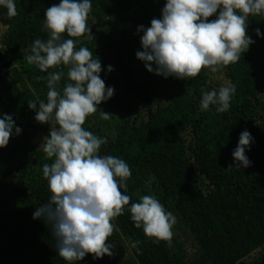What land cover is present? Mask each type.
I'll use <instances>...</instances> for the list:
<instances>
[{"label":"trees","instance_id":"trees-1","mask_svg":"<svg viewBox=\"0 0 264 264\" xmlns=\"http://www.w3.org/2000/svg\"><path fill=\"white\" fill-rule=\"evenodd\" d=\"M60 2L14 0V17L0 6L1 57L17 66L0 78V118L11 115L22 130L0 149V264H264V15L249 16L247 34L254 43L238 62L217 73L204 69L189 80L165 78L148 72L136 53L144 50L140 26L162 19L167 0H91L94 39L72 38L77 50L88 47L100 58L101 79L114 88L101 105L111 113V127L103 130L100 113L88 116L83 127L107 141L99 155L129 165L127 191L120 190L131 200L112 221L113 256L88 254L68 262L58 255L51 225L33 218L50 201L43 165L54 161L40 149L51 125L37 122L28 103L47 102L49 73L25 57L36 39L49 38L45 12ZM61 67L62 92L70 81ZM228 85L236 88L228 111L218 112L216 105L201 110L203 92ZM245 130L253 138L246 149L250 166L227 170L236 164L233 152ZM148 182L177 219L171 246L147 237L127 210L145 196Z\"/></svg>","mask_w":264,"mask_h":264},{"label":"clouds","instance_id":"clouds-1","mask_svg":"<svg viewBox=\"0 0 264 264\" xmlns=\"http://www.w3.org/2000/svg\"><path fill=\"white\" fill-rule=\"evenodd\" d=\"M0 6L7 8L10 17L18 14L14 0H0ZM91 10V0L53 4L44 19L49 38L36 39L31 54L25 57L29 64L49 73L47 102L40 100L38 106L29 102L28 107L36 111L37 122L51 125L40 149L54 161L43 165L52 193L50 201L37 208L33 218L51 225L58 255L68 262L82 261L88 254L93 259L113 256L114 245L108 242L116 230L112 221L124 214L131 200L120 190L127 191L126 182L132 175L129 165L115 156L99 155L107 141L83 127L86 118L97 111L102 119L111 117L98 106L114 95V88L106 87L101 79L100 58H94L88 47L77 50L72 39H94L88 26ZM258 15H264V0H167L162 19H153L146 29L140 26L144 50L136 53L137 58L148 72L165 78L189 80L204 69L217 73L238 62L254 43L247 34V21ZM213 16L217 18L209 20ZM256 33L261 35L259 28ZM65 34L70 38L65 39ZM61 66L67 68L70 81L62 92L58 90L64 76ZM108 71H113L112 66ZM235 92L234 85L203 92L201 110L216 105L218 112L228 111ZM21 131L13 117L4 114L0 118V149ZM252 139L247 130L241 133L233 152L236 164L227 170L250 166L246 149L250 150ZM127 210L136 228L155 238L154 242L167 241L171 246L177 219L155 196H142Z\"/></svg>","mask_w":264,"mask_h":264},{"label":"built area","instance_id":"built-area-1","mask_svg":"<svg viewBox=\"0 0 264 264\" xmlns=\"http://www.w3.org/2000/svg\"><path fill=\"white\" fill-rule=\"evenodd\" d=\"M3 52H4L3 48L0 44V78L7 77L6 74L8 73V70L14 69L15 67H17L14 65L13 58L7 56L6 58L2 59L1 55L3 54ZM8 65H10L9 68L7 67Z\"/></svg>","mask_w":264,"mask_h":264},{"label":"rangeland","instance_id":"rangeland-1","mask_svg":"<svg viewBox=\"0 0 264 264\" xmlns=\"http://www.w3.org/2000/svg\"><path fill=\"white\" fill-rule=\"evenodd\" d=\"M107 73L113 74V71H111V72L108 71ZM112 76H114V74ZM101 105H102V103H101ZM101 105L98 106L99 107V110H101ZM98 113H99V111H97L95 114L96 115H99ZM106 113L111 114L108 111H106ZM101 121H102V119H101ZM108 121H110V119H108V120L103 119V122L105 123V124H103V130L107 129L108 127L109 128L111 127V125L108 123ZM145 191H146V194L145 195L154 196V192H152V183H150V182L147 183V187H146V190Z\"/></svg>","mask_w":264,"mask_h":264}]
</instances>
